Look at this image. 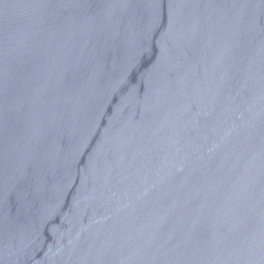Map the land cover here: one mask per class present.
I'll return each mask as SVG.
<instances>
[{"label":"water","instance_id":"water-1","mask_svg":"<svg viewBox=\"0 0 264 264\" xmlns=\"http://www.w3.org/2000/svg\"><path fill=\"white\" fill-rule=\"evenodd\" d=\"M0 264H264V0H0Z\"/></svg>","mask_w":264,"mask_h":264}]
</instances>
